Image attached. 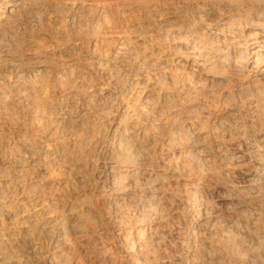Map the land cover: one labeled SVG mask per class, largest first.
Instances as JSON below:
<instances>
[{"label":"bare ground","instance_id":"1","mask_svg":"<svg viewBox=\"0 0 264 264\" xmlns=\"http://www.w3.org/2000/svg\"><path fill=\"white\" fill-rule=\"evenodd\" d=\"M136 1L142 7L154 3ZM113 9L117 10L116 5L104 7L105 11ZM14 13L11 9L8 15L0 14V64L16 68L20 78L25 73L36 76L30 64L36 49L18 44L10 51ZM139 24H147L150 40L158 41L155 25L150 21ZM203 27L202 38H193L195 32L182 38L184 50L170 47V56L163 55L160 66L156 52H149V74H161L170 82L184 78L200 85L203 81V87H211L195 96V106L177 109L171 121L149 119L152 129L176 128L177 144L160 149L157 167L166 170L173 164L179 177L194 176L189 179L191 188L171 190V181H167L123 210L122 196L141 188L136 177L147 182L155 175V156L131 158L121 144L105 174L92 166L89 179L83 174L75 205L49 214L45 213L48 199L59 198L58 189L69 175L64 165L43 169V186L38 191L25 192L24 178L18 176L20 198L11 195L0 201V244L7 240L9 230L27 234L30 251L23 264H264V159L237 142L242 128L255 118L264 122V96L244 98L239 92L246 83L264 87V0H215L213 10L204 15ZM120 28L125 30L126 23ZM126 108L134 111L133 105ZM229 110L236 111L237 119L224 132L220 118ZM128 123L134 127L137 121ZM197 134L200 139L194 138ZM191 153L203 155V167L192 166ZM223 174L229 180L221 185ZM245 186L250 187L246 192ZM109 188L116 196L113 201L105 194ZM222 204L226 205V220L221 216ZM110 207L114 209L111 216ZM170 225L180 235L174 256L168 236L173 229L164 230ZM53 238L55 243L46 248L45 240ZM8 262L3 259L4 264ZM14 264H21L18 257Z\"/></svg>","mask_w":264,"mask_h":264},{"label":"rangeland","instance_id":"2","mask_svg":"<svg viewBox=\"0 0 264 264\" xmlns=\"http://www.w3.org/2000/svg\"><path fill=\"white\" fill-rule=\"evenodd\" d=\"M153 1L142 7L136 0H0L1 15L15 10L10 51L18 44L37 51L30 61L36 76L25 73L20 78L16 68L0 64V201L11 195L20 198L18 176L24 178L25 192L38 191L43 186V169L61 163L69 175L58 189L59 198L48 199L45 213L73 206L91 166L105 174L119 144L131 158L155 156V175L147 182L136 177L141 188L122 196L125 198L119 203L123 210L167 181H171V190L191 188L189 179L194 176L179 177L173 164L166 170L157 167L160 149L177 144L176 128L163 125L152 129L149 119L171 121L177 109L195 106V96L211 87H203V81L200 85L184 78L170 82L161 74H149V52H156L160 66L163 55L170 56V47L184 50L182 38L193 32V38H202L204 15L213 10L215 0ZM108 4L116 5L117 10L105 11ZM139 20L157 27L158 41L150 40V27ZM125 23L127 28L122 31ZM175 40L178 43L171 44ZM239 92L244 98L263 97L264 87L246 83ZM126 105H133L134 111ZM131 119L137 121L134 127L128 123ZM236 119L234 110L222 113L220 130L227 132ZM49 133L51 139L45 137ZM185 135L188 137L189 131L185 130ZM194 138L200 139V135ZM237 142L264 159V122L255 118L242 128ZM206 150L210 152V148ZM191 158L193 167H203V155L191 153ZM228 178L221 175L219 183L223 185ZM249 188L245 186L243 191ZM105 194L109 201L116 198L110 188ZM221 212L226 220L225 204ZM109 213L113 215L112 207ZM16 218L21 221L20 213ZM170 226L164 230L173 229L168 236L174 256L180 235ZM7 234L0 244V264L4 258L14 264L17 257L23 264L29 257L28 235L21 230ZM54 243V238L45 240L44 246Z\"/></svg>","mask_w":264,"mask_h":264}]
</instances>
